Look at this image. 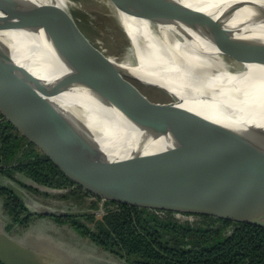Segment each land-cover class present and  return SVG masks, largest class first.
I'll list each match as a JSON object with an SVG mask.
<instances>
[{
    "label": "water",
    "instance_id": "1",
    "mask_svg": "<svg viewBox=\"0 0 264 264\" xmlns=\"http://www.w3.org/2000/svg\"><path fill=\"white\" fill-rule=\"evenodd\" d=\"M142 4L140 12L148 18L169 16L238 59L248 52L258 55L256 60L262 55L264 61V38L249 37L250 33L240 30L264 23V4L236 1L214 21L176 0H143ZM248 9L253 13L243 17L241 27L230 22L237 12ZM2 29L43 30L54 49L56 59L49 68L31 69L15 61L0 41V110L4 119L63 168L108 194L179 211L182 219L188 217L185 212L264 227V135L255 132L259 128L220 124L178 104L152 101L135 81L162 87L130 75L92 47L71 15L47 12L24 0H0ZM63 95L72 98L62 101ZM75 97L118 114L155 153L110 159L98 144L85 108L73 102ZM6 179L4 186L27 208L39 214L55 213L34 202L17 182ZM27 179L29 186L57 191ZM95 213L60 212L77 217ZM13 237L0 225L3 264H78L65 246L39 241L31 248Z\"/></svg>",
    "mask_w": 264,
    "mask_h": 264
},
{
    "label": "bare ground",
    "instance_id": "2",
    "mask_svg": "<svg viewBox=\"0 0 264 264\" xmlns=\"http://www.w3.org/2000/svg\"><path fill=\"white\" fill-rule=\"evenodd\" d=\"M24 1L59 15H70V5H76V0ZM102 1L113 9L129 45L122 57H116L91 39L84 27L78 26V31L92 47L130 75L155 82L170 95L180 97L182 100L176 101L179 106L220 124L259 128L255 132L264 135L262 55L256 60L258 55L247 52L246 57L238 59L194 29L170 20L168 15L164 16L165 20L148 18L140 12L143 0ZM176 1L214 21L229 5L242 0ZM252 1L264 4V0ZM250 11L237 12L230 22L241 27V20L246 19L243 17L253 13ZM240 30L250 33L249 37L264 38V23L247 25ZM0 41L10 49L15 61L31 69L49 68L56 59L43 30L2 29ZM71 98L70 95L59 97L62 101ZM73 102L82 105L86 116L96 123L90 122V125L96 132L98 144L110 159L130 158L137 153L147 157L155 153L118 114L82 97H75Z\"/></svg>",
    "mask_w": 264,
    "mask_h": 264
},
{
    "label": "trees",
    "instance_id": "3",
    "mask_svg": "<svg viewBox=\"0 0 264 264\" xmlns=\"http://www.w3.org/2000/svg\"><path fill=\"white\" fill-rule=\"evenodd\" d=\"M0 174L12 180L14 174H20L43 187L67 192L60 197H74L88 209L99 210L102 203L104 213L85 217L94 228L76 217L56 216L55 220L70 222L80 234L126 264H264V227L182 212L199 219L191 221L180 218L179 211L108 194L63 168L4 119L1 110ZM0 195L5 197L13 221L26 224L27 217H21L28 210L25 203L4 185H0ZM90 197L95 199L89 203L86 198ZM11 227L6 226V230L11 231Z\"/></svg>",
    "mask_w": 264,
    "mask_h": 264
},
{
    "label": "rangeland",
    "instance_id": "4",
    "mask_svg": "<svg viewBox=\"0 0 264 264\" xmlns=\"http://www.w3.org/2000/svg\"><path fill=\"white\" fill-rule=\"evenodd\" d=\"M75 4L76 5H70L69 13L76 24L84 27L88 36L97 43H101V46L106 49L107 53L119 58L122 57L127 51L129 42L125 32L115 19L116 17H114L115 13L113 9L102 0H76ZM135 84L152 101L166 103L174 107L177 105V99L166 93V91L151 85L143 84L138 80L135 81ZM14 176L26 185L29 183L28 179L20 174H14ZM5 177L6 176L0 174V185H4L7 181L6 178L8 177ZM20 187L38 205L48 207L56 213L69 210H88V208H83V203L79 201L75 203L60 198L58 194L62 193L61 191L45 192L40 190L35 193L29 191L25 187ZM3 202V197H0V225L6 227L11 225L13 221L4 209ZM102 205L101 203V208L97 212H101V210L104 211L105 208ZM34 209L35 208L29 209V212L37 213L33 211ZM187 219L191 221L199 220L195 216H188ZM84 222L90 225L87 219L84 220ZM57 225L55 221L44 217L31 224L30 227L25 230H22L21 227L16 224L11 231L8 232L12 237L14 236L13 238L18 242L31 248H36L35 246L39 244V241H42L44 245L48 246L52 243L58 246H65L71 258L78 264H125L109 255V253L97 248L94 244L89 242L90 240L78 236L71 227H59ZM65 235L68 237L69 242L63 240Z\"/></svg>",
    "mask_w": 264,
    "mask_h": 264
},
{
    "label": "flooded vegetation",
    "instance_id": "5",
    "mask_svg": "<svg viewBox=\"0 0 264 264\" xmlns=\"http://www.w3.org/2000/svg\"><path fill=\"white\" fill-rule=\"evenodd\" d=\"M15 177H16V176H13L14 180H16L17 183H18L20 186L27 188V189H28L29 191H31V192H35V193L38 192V191H34V190L31 189L30 187H28L29 185H26V184H24V183H20V180L18 181V179H16ZM82 186H83V185H82ZM83 188H85V187H83ZM61 192H64V191H61ZM90 192H92V194L95 195V196H98V195H99V193H98L97 191H95V190H93V191L90 190ZM66 193H67V192H64V193H61V194H58V195L60 196V195L66 194ZM0 197H3V199H4V202H3L4 209L6 210L8 216H10V215H9V212H8V209H7V207L5 206V202H6V201H5V197H4L3 195H0ZM60 198H62V199H64V200H68V201H73V202H75V203H77V202L79 201V202L83 203V206H82L83 208H88V206L86 205L85 202H82V201H80V200H77V199H75L74 197H68V198L60 197ZM94 199H95V197L86 198V200H87L89 203H90L92 200H94ZM28 210H29V209H28ZM28 210H27V212L24 213L23 216H21L22 218L27 217L26 224H22L21 222H14L13 219H12V216H10V217H11V220L13 221V223L11 224V226H12L11 229L13 228L14 225L18 224V225L21 227L22 230H25L26 228L30 227L31 224H33V223H35L36 221H38L40 218H44V217H45V218H48V219H50V220L55 221V223H57V224H58L57 226H59V227H60V226H69V227H71L72 230H73L78 236H80L81 238H84V239L90 240L88 237L83 236L82 234H80L79 231H78V230H77V229H76V228H75L70 222H63V223H60V222L56 221V220H55V217H56V216H63V215H61L60 213H56V212H55V213L52 214V215H45V214L31 213V212H29ZM88 210H92V209H88ZM69 211H70V210H69ZM94 211H96L95 214H97V215H101L102 213H104V211H102V210H101V212H97L98 210H94ZM63 217H64V216H63ZM65 217H76V218H80L81 221H82L83 223H85L84 220H86V219H85L86 216H79V217H77V216H65ZM85 224H86V223H85ZM86 226H89V227H91V228H94V227H93L94 225H92L91 223H90V225L86 224ZM63 238H64L63 240L69 242L68 237H67L66 235H65ZM89 242H91L92 244H94L97 248H100L101 250H103V251L109 253V255L113 256L114 258L118 259L119 261L125 263L124 261H122L121 258L117 257L116 255H114L113 253L109 252L108 250H105V249L102 248L101 246H99V245L93 243L91 240H90ZM70 243H71V242H70ZM72 244H74V243H72ZM125 264H126V263H125Z\"/></svg>",
    "mask_w": 264,
    "mask_h": 264
}]
</instances>
